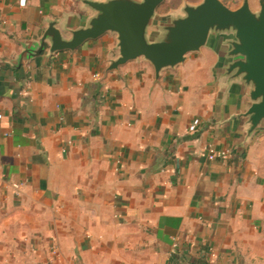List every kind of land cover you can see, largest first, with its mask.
<instances>
[{"label":"crops","instance_id":"1","mask_svg":"<svg viewBox=\"0 0 264 264\" xmlns=\"http://www.w3.org/2000/svg\"><path fill=\"white\" fill-rule=\"evenodd\" d=\"M70 11L0 0V62ZM113 47L105 36L43 67L0 66V264H264L252 256L264 253V133L238 157L229 130L209 126L213 55L153 86L145 64L103 78Z\"/></svg>","mask_w":264,"mask_h":264},{"label":"water","instance_id":"2","mask_svg":"<svg viewBox=\"0 0 264 264\" xmlns=\"http://www.w3.org/2000/svg\"><path fill=\"white\" fill-rule=\"evenodd\" d=\"M71 1L76 12L43 19L40 36L17 41L18 54L0 66L9 71L31 63L43 67L58 54H73L107 36L114 47L103 78L129 64H145L156 86L164 73L207 51L215 59L210 86L217 106L209 126L229 130L238 157L264 133V0H240L235 9L222 0H182L164 14L158 11L166 0Z\"/></svg>","mask_w":264,"mask_h":264},{"label":"rangeland","instance_id":"3","mask_svg":"<svg viewBox=\"0 0 264 264\" xmlns=\"http://www.w3.org/2000/svg\"><path fill=\"white\" fill-rule=\"evenodd\" d=\"M173 1L178 0H166L164 5L159 9V12H163L165 10V7L168 6ZM190 1H197V0H190ZM254 251L252 252V256H254L259 262L264 261V253H262L263 248L259 247V244L254 245Z\"/></svg>","mask_w":264,"mask_h":264},{"label":"trees","instance_id":"4","mask_svg":"<svg viewBox=\"0 0 264 264\" xmlns=\"http://www.w3.org/2000/svg\"><path fill=\"white\" fill-rule=\"evenodd\" d=\"M179 3H180L179 0H178V1H173V2L170 3L168 6H166V7H165V10H164L163 12H161V13H165V12L171 10V9L176 8V7L179 5Z\"/></svg>","mask_w":264,"mask_h":264}]
</instances>
